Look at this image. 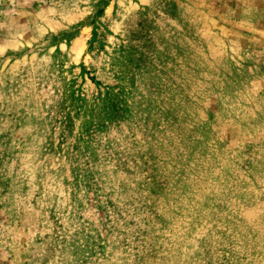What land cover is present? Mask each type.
Returning <instances> with one entry per match:
<instances>
[{"label":"rangeland","instance_id":"obj_1","mask_svg":"<svg viewBox=\"0 0 264 264\" xmlns=\"http://www.w3.org/2000/svg\"><path fill=\"white\" fill-rule=\"evenodd\" d=\"M0 264H264V0H0Z\"/></svg>","mask_w":264,"mask_h":264}]
</instances>
